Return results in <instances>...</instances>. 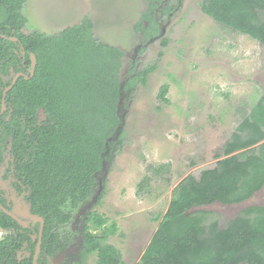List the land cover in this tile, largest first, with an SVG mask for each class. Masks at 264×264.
I'll use <instances>...</instances> for the list:
<instances>
[{
	"label": "trees",
	"instance_id": "trees-1",
	"mask_svg": "<svg viewBox=\"0 0 264 264\" xmlns=\"http://www.w3.org/2000/svg\"><path fill=\"white\" fill-rule=\"evenodd\" d=\"M24 3L0 0V28L12 15L20 24L26 21L20 12ZM200 8L215 22L264 45V0H201ZM147 14L143 17H152ZM93 30L86 18L55 35L42 32L41 46L33 45L35 74L29 82L22 79L30 84L23 93L27 106L41 105L47 118L24 139L28 157L18 173L29 185L33 207L41 214L47 211V220H67L70 214H61V208H76L91 197L94 175L104 162H112L124 142V118L118 114L122 51L99 40ZM4 42L12 44L0 39V46ZM155 67L133 71L124 88L144 84ZM167 92L168 84H163L158 96L167 101ZM242 116L217 155L223 158L198 175L187 174L173 188L167 210L162 218L155 217L161 221L136 264H264V205L243 208L224 227L210 219L208 210L194 209L214 202L240 203L264 186V97ZM21 132L26 135L14 132L15 140ZM102 180L105 184L106 178ZM87 218L86 234L98 264L122 263L120 251L105 243L117 226L103 228V216L95 211ZM12 224L0 211V229ZM90 226L101 229L100 236L89 232ZM6 241L0 243V259Z\"/></svg>",
	"mask_w": 264,
	"mask_h": 264
},
{
	"label": "rangeland",
	"instance_id": "rangeland-1",
	"mask_svg": "<svg viewBox=\"0 0 264 264\" xmlns=\"http://www.w3.org/2000/svg\"><path fill=\"white\" fill-rule=\"evenodd\" d=\"M157 1L158 14L160 6L175 8L163 14L165 31L153 40L139 28L149 24L143 14L154 9L150 0H25L22 8L28 30L51 35L90 18L99 40L126 53L122 86L133 71L156 65L144 84L122 90L123 146L98 175L107 174L106 186L91 208L103 216V228L118 227L108 243L119 249L122 264L140 260L176 184L214 167L242 114L264 97L263 44L203 14L201 0ZM163 84L167 101L158 96ZM250 205H264V187L240 203L194 209L208 210L224 227ZM95 258L92 254L86 264H95Z\"/></svg>",
	"mask_w": 264,
	"mask_h": 264
},
{
	"label": "flooded vegetation",
	"instance_id": "flooded-vegetation-1",
	"mask_svg": "<svg viewBox=\"0 0 264 264\" xmlns=\"http://www.w3.org/2000/svg\"><path fill=\"white\" fill-rule=\"evenodd\" d=\"M150 1L154 3L151 6L154 9L149 8L147 12L152 17H146L149 24L146 26V23H141L139 28L144 31L148 40H153L165 31V26L161 24L163 14H169L175 7L171 6L168 9L166 6H160V14H158L155 8L160 1ZM23 6L24 4L20 10L21 14ZM202 13L205 14L203 11ZM14 17L12 15V19L4 22V26L0 28V39L12 43L4 42V45L0 46V49L4 51L0 53V211L13 221L9 228L0 229V243L7 240L3 245L0 264H86L88 257L92 254L96 256L95 264H98L97 251L90 249L92 240L87 238L86 234L89 226L87 217L92 212L91 208L100 203H97V200L104 192V185L106 186L102 179L107 178V174L105 173L102 179H99L98 175L103 173L105 166L111 162H104V168L94 175L95 183L88 200L76 208L60 209L63 211H60L61 214L71 215L65 221L57 218L47 220L45 217L47 211L44 210V214H41V210L34 208L29 185L25 178L19 177L18 167L28 157L25 153L27 144L24 139L31 136L32 128L43 125L47 116L41 105L27 106L24 92L30 84L22 81V79L31 81L35 74L37 56L35 50L33 51V45L37 43L38 47L41 46L39 36L42 31L28 30L26 28L28 18L25 16L26 21L23 24L17 22V18ZM120 50L123 58L126 53L123 49ZM6 61L7 65H5ZM24 87H26L25 90ZM123 89L124 86L121 84V91ZM28 111L33 112L32 116ZM13 131L17 132V137L20 131H25L26 135L21 132V141L15 140ZM99 184L101 187L97 188ZM98 190L99 194L93 204L79 213L81 207L90 202ZM88 231L100 236L101 229L93 230L90 226ZM117 231H119L118 227L114 234ZM111 236V234L108 236L105 243L111 245L108 243Z\"/></svg>",
	"mask_w": 264,
	"mask_h": 264
},
{
	"label": "water",
	"instance_id": "water-1",
	"mask_svg": "<svg viewBox=\"0 0 264 264\" xmlns=\"http://www.w3.org/2000/svg\"><path fill=\"white\" fill-rule=\"evenodd\" d=\"M33 63L35 64V59H34V57H33ZM98 194H99V190L96 191L95 197H94L93 199H91L90 202H88L86 205H83V206L81 207L79 213L84 212V210H85L86 207H90V206L93 204V202L95 201V199L97 198Z\"/></svg>",
	"mask_w": 264,
	"mask_h": 264
}]
</instances>
